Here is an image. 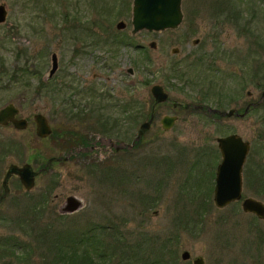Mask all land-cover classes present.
<instances>
[{
  "label": "rangeland",
  "instance_id": "obj_1",
  "mask_svg": "<svg viewBox=\"0 0 264 264\" xmlns=\"http://www.w3.org/2000/svg\"><path fill=\"white\" fill-rule=\"evenodd\" d=\"M113 1L0 0L8 13L6 22L0 25V68H5L0 83L8 82L15 69L23 67L28 73V68H36L35 79L22 74L21 83L10 81L8 87L1 84L0 108L21 101L20 117L49 114L55 132L66 134L41 141L30 122L24 134L0 129L5 132V144L24 137L20 147L26 155L34 151L37 159L44 161L49 157L67 158L54 163L51 173L37 182L33 197L13 195L0 205V264H52L54 247L51 239L41 234L53 231L69 232L74 237L86 233L84 241L89 245L94 244V234L96 241L116 247L113 264L132 261L129 257L121 259L127 257L125 251L130 255L136 252L135 264H192L197 256L205 264H264V220L243 214L240 203L218 209L212 201L214 173L220 160L215 138L223 136L226 121L231 126L236 123L234 119L211 118L160 105L139 146L114 152L110 145H131L152 101L150 88L156 84L164 85L172 99L203 102L221 111L253 101L258 92L252 80L255 67L259 66L264 75V0H182L183 21L176 30L142 31L126 41L96 42L97 36H104L106 27L96 26L92 20L111 21L114 32V21L130 18V13L114 15ZM67 12L70 19L77 18L71 22L75 25L61 22V15ZM129 29L121 35H129ZM196 39L199 43L193 45ZM151 42H156V50L148 47ZM136 47L149 52L148 64L139 61ZM172 48H178L179 53L171 55ZM53 53L60 61L58 78L66 74L65 81L72 84L71 88L95 90L92 98L82 93L80 103H75L85 110L84 117L71 118L61 112L67 106L59 105L56 97L67 96L65 91L57 96L56 91L48 93L38 86L47 77ZM134 60L138 62L133 64ZM195 60L201 62L193 65ZM190 63L194 67L192 83L198 86L190 88L181 81L163 79L171 66L189 71ZM128 68L134 70V76L126 72ZM148 69L152 73L146 75ZM146 76L151 82L143 86ZM104 94L115 100L134 97L144 107V115L138 119L133 115L132 122H127L118 106H95ZM74 107L69 105L65 110L76 114ZM166 115L179 120L167 131L160 126ZM261 117L264 132V109ZM243 132L248 138L252 135L246 128ZM75 136L80 142L88 140L92 151L83 157L73 153L68 156L65 139L74 140ZM33 144V150L28 151ZM255 153L264 168V149ZM10 161L2 159L1 170ZM45 188L50 191L47 199L42 193ZM242 194L264 203L262 187L256 191L245 183ZM68 196L76 197L83 206L68 216L60 215ZM160 251L166 254L161 261L157 255ZM183 251L190 253L188 262L180 257Z\"/></svg>",
  "mask_w": 264,
  "mask_h": 264
},
{
  "label": "flooded vegetation",
  "instance_id": "obj_2",
  "mask_svg": "<svg viewBox=\"0 0 264 264\" xmlns=\"http://www.w3.org/2000/svg\"><path fill=\"white\" fill-rule=\"evenodd\" d=\"M113 2H114V9H113L112 12H113L114 15L118 16V15H122L123 13H125V15L127 16L130 13V18L127 21H124V20H119L117 22L114 21L115 22V30H114V32H112L113 30L110 28V27L113 26V24H110L111 21H109V20H97V21L96 20H92L91 21L92 24H95L96 26L98 25L100 27H106L103 30V32H104L103 35L104 36H97L95 38L96 42H99V41H106L107 42V41H112L113 39H114V41L115 40H124V41H126V40L129 39V37H133V36L137 35L138 33L142 32V31H146V30H141V31H139L137 33H133L132 32L133 31V26H132L133 0H131V2H128L126 0H114ZM69 17L70 16H69L68 12L67 13H63V15H61V19L60 20L65 25L66 23H68V24H70L71 22L73 23V21H76V19H77L76 17H72L71 19ZM182 21H183V19H182ZM119 23H121L124 27L118 29L117 25ZM72 25H75V24H72ZM81 25H83V23L79 24L78 26H81ZM128 27H130L129 35H123V34L121 35V33L126 31L128 29ZM176 29H173V30H176ZM173 30H171V31H173ZM165 31H168V30H165ZM165 31H162V32H165ZM86 32H87L86 35L89 36L90 35L89 31L86 30ZM146 32H149V33H162V32H154V31H146ZM121 43L123 44L122 41H116V44H121ZM151 43H154V47L150 46ZM151 43L148 45V47L150 49H152V50H156L157 49L156 42H151ZM198 43H199L198 39H196L195 41L192 42L193 45H197ZM125 45H128V44H125ZM172 49H177V52L176 53H172ZM172 49L170 50L171 55H177L179 53V49L178 48H172ZM136 50L139 52L138 53L139 61H144V62H146L148 64L150 62L149 52L147 50L139 48V47H136L135 51ZM53 55L56 56V54L53 53L51 55V57H50V69L48 71L47 77H46V79H44V81L43 80L41 81L42 83H38V86H40L41 89H46L48 91V93H50L52 91H56V95L57 96H58L59 93H61V91H65L67 93V96H65V97L62 96L61 98L56 97L57 98L56 101L58 102L59 105H62V106H67V107H69V105L70 106H75L74 108H77V111H75L76 114H73V112H71L69 114V110H65L67 108V107H65V108H62L61 112H63L64 115L67 116V117H69L71 115V118H73L75 116L84 117L85 110L83 108H81L80 104L75 105V103H80L81 98H83V94L82 93H84L85 96H87L89 98H92V96L95 93V90L92 89V88H85V90L80 91V90H78L76 88H71L72 84H70L69 82L65 81L66 77L68 76L66 74L62 75L61 78H58V73H59V70H60V61H59L57 56H56V65H57L56 71L54 72V74L50 75V70L52 69V56ZM74 55H77V52H74ZM137 62H138V60H134L133 64L137 63ZM196 62L199 63L201 61L200 60H198V61L195 60L193 65ZM66 65L69 66L71 64L67 63ZM189 66H188L190 68L189 71L184 70V69L180 70L181 67L177 66V65L171 66L170 69L168 70V75L164 76L163 79L165 81H166V79L168 81L172 80V79L177 81V82L181 81L184 84L188 85L190 88H192V85H193V87H196L199 84L196 83V82L192 83V69H194V67H192V63H190ZM21 68H23V67H21ZM208 68H210V67L208 66ZM29 69L30 68L27 69L28 73H21V72L17 73V75L15 77V80L19 81L17 83H21L20 79H19V76L22 75V74L23 75H27V74L30 75L29 78L31 80L35 79L36 68H35L34 71H32V70L30 71ZM144 69L145 68L142 67V69H141L142 73H144V71H145ZM129 70H131V73H129ZM260 70H261V68L259 66H257V67H255V70L252 73L253 74L252 75L253 83L256 86L257 90H258L256 98L253 101L247 102L244 106L241 105V104H237V108H230L227 111H221V110H218L216 108H211V107L205 105L203 102H200L198 104H196V103L192 104V103H183V102L177 101L175 99H172L170 97L169 93L165 90V86L164 85H160V84H156V85H153V86L162 87L163 92L165 94H167V96H168V101H164V102L155 104L154 98H153V96L151 94V88L153 87L152 86L150 88V95H151L152 101H151L150 106H149V108H148V110L146 112V116H143L142 113H141V111H145L144 107H141V104L138 103L134 99V97H130L129 99H124V100H115V99L109 98V96L107 94L106 95L104 94L101 98L99 96L100 101L98 102V99H97V104L95 106H102L103 109H107V108H111V107L113 109V108L118 106L120 109H125L124 116H125V119L127 120V122H132L131 118L133 117V115L136 116L135 117L136 119H138V116H143L144 118L146 117L144 119V122H149L150 121V128H151L153 120L156 117V114H155L156 108L158 106H160V105L167 106L171 110L172 109L173 110L181 109L184 112H189L190 111V112H194V113H196V112L197 113H202L205 116H208V117H211V118L227 119V120L228 119H234L236 121V123L235 124H231V126H230L229 122L226 121V124H225L226 125L225 126V132H226L225 134L226 135L224 134L223 136H219V137L215 138V142L217 144V139H219V138H226V137H229V136H235V139H237V141H239L241 145L246 143L247 146H248V151H247L244 163L242 164L241 172H240L241 198L238 201L234 202V203H240V209H241V203H242V201L244 199L251 198V199L257 200V199L252 198V197H243L242 192H243V185L245 183L247 185L248 184L251 185L254 189H256V191L259 190V187H262L263 188V192H264V168H263V166L260 163L257 162L256 158L259 157V154L257 155L255 153V151L257 152L258 150L260 151L261 149H264V132H262V129H261V123L263 121L262 117H261V111L264 109V75L260 73ZM126 72L130 76H134V70L132 68H128L126 70ZM189 72H191V76H189L190 75ZM151 73L152 72L149 69L146 70V72H145L146 75L147 74H151ZM95 78H96V76H95ZM249 78L251 79V75H250ZM56 79H57L58 83L54 84V81ZM187 79H188V81H187ZM62 80H63V84H62ZM150 82H151V80H148V78L146 76V78H142L141 85L146 86ZM24 83H25L24 85H26L28 87L30 86V82L26 84V81H24ZM59 83H61L62 85H59ZM1 84H4L5 85L4 87H8L7 84L0 83V88H1ZM53 85H57V86H53ZM80 89L82 90L81 87H80ZM67 90H70L69 93H70L71 96H69V93L67 92ZM247 96L250 97L251 93L248 92ZM68 97H70V98H68ZM77 97H78V100L76 102V98ZM20 102H18V104L17 103H9V104H13L15 106L14 108L17 110V114L14 116V119L15 120H24L26 122L25 128H23V129L17 128L16 126H14L13 123L8 122L6 125H0V129L11 128V129L15 130L14 131L15 133H23L24 134V133L28 132V128L30 126V122H32L33 125H34V134L41 141L53 140V138L55 136H56V138L57 137H62L63 138V136H66V134H64V133H59L57 131L55 132V130L52 128V126L50 124L49 120H50L51 117H50L49 114H48V117L47 116H43L42 114H36V115L33 116L32 119L31 118H27V117H20L19 116V114L21 113L20 112V107H19ZM172 102H174L175 105H173ZM5 106H3V107H5ZM135 107H137V108H135ZM2 108H0V109H2ZM134 110H135V112H133ZM152 112H153V115H152ZM229 112H232V114L230 116H226V115H221L220 114V113H229ZM37 115L43 116L46 119V121L49 124V126L51 127V129H52L51 130L52 131L51 135L47 136L46 138H40L36 134L37 124L35 122V117ZM164 117L174 118L172 127L174 126V124L176 122L179 121L178 117L175 116V115L163 116L161 118V120ZM108 120H110V119L107 118V122H108ZM161 120H160V126H161L162 130H164L163 127H162V124H161ZM114 121H116V120H114ZM144 122H142V123H144ZM125 123H126V121H125ZM105 125L108 126L107 124H105ZM140 125H139V127H140ZM150 128H149V130H150ZM244 128H246L247 130H251L252 135L249 138L245 136V133L243 132ZM138 131H139V128H138ZM148 131H146L144 133V135ZM34 134H33V132H31L32 136L29 134L30 139H32L31 141L33 143L35 141L34 136H33ZM99 134H101L103 136H110V135H107V134H104V133H99ZM137 134H138V132H137ZM144 135L142 136V138H141V140L139 142H137V143L132 145L133 148H131V149H134L136 146H139V145H136V144H138V143L140 144L141 143ZM76 136H79V135H76ZM4 137H5V132L4 131H0V163H1L2 159H4V158H8L9 160L11 159V161L8 163V165H7V167L5 168L4 171L1 170L2 166L0 165V205L3 204V202H5L8 198H10V200H11L13 195H17V196H19V198H23L22 196L33 197V194H31V192L36 189L37 182L39 180H42V178L44 176H48L51 173L52 165L54 163H58V161H53L52 163L49 164L48 161L50 159H53V158L63 157V156L49 157L45 161L42 160L41 157H38V159H37L36 153L34 151L32 153H29V154L26 155V153L24 152L25 151L24 147H22V148L20 147L22 139H25L24 137H20L19 138L21 142L20 141H17V142L15 141L14 142L11 139L9 141V143H7V144H5V138ZM75 139H78V138L76 137ZM132 142H131V144H132ZM84 143H85V146H76V145H74L73 147L69 148L68 151H67L68 156L71 153H73V154H75L77 156L80 155V156L83 157L86 153H89L90 151H92L91 149H93V147L91 146V148L89 149L88 146H87L90 142L88 140H85ZM24 145L27 146L26 143H24ZM110 145L113 148V151L117 152V151L114 150V147H113V145H116V144L111 143ZM33 147H34V144H33L32 147H28V151L33 150ZM125 150H127V148H125ZM128 150H130V149H128ZM217 151H218V156H219V159H220L218 164H217V166H218L219 163L222 160L221 152L218 149V144H217ZM252 157H254L252 165L250 167H248L247 166L248 162L250 161V159ZM65 161L66 160H64L63 162H65ZM13 165L16 166L19 169L23 168L24 166H29L31 171L33 173H36V175L34 176V181H33L34 185H33V187L31 189H29V190L26 189L23 186V184L21 183L20 178L18 177V175L15 174V173L10 175L9 179L6 182V186L3 185L4 177H5L8 169H9V167L13 166ZM217 166L215 168V173H214V176H215L214 177V186H215V183H216L215 179H216ZM2 171H3V173H2ZM214 186H213V190H214ZM20 193H22V195H19ZM42 193H44L43 194L44 198L47 199V196L49 195L50 191L45 188ZM55 198H57V197H55ZM41 200H42V198H41ZM212 201H213V197H212ZM257 201L261 202L260 200H257ZM241 212H242V210H241ZM0 214H1V211H0ZM59 214L60 215H64V214H61V213H59ZM68 215H70V214H65V216H68ZM247 215H251V214H247ZM252 216L255 217L254 215H252ZM257 220H259V219H257ZM260 221H263V220H260ZM189 260H187L185 262H188Z\"/></svg>",
  "mask_w": 264,
  "mask_h": 264
},
{
  "label": "water",
  "instance_id": "obj_3",
  "mask_svg": "<svg viewBox=\"0 0 264 264\" xmlns=\"http://www.w3.org/2000/svg\"><path fill=\"white\" fill-rule=\"evenodd\" d=\"M182 0H133L132 7V26L133 33H137L141 30L162 32L165 30H173L178 28L183 19V13L181 9ZM7 10L4 4H0V25L6 22ZM124 27L121 23L117 25L120 29ZM154 47V43L150 44ZM177 49H172V53H176ZM56 56H52V69L50 75L56 71ZM131 73V70H129ZM151 94L154 98L155 104L168 101V96L163 92L162 87L153 86L151 88ZM175 105L174 102H172ZM13 104H8L0 109V125H6L8 122L13 123L17 128H25L26 122L24 120H15L14 116L17 114V110ZM221 115L230 116L232 112L220 113ZM153 115V112H152ZM174 118L164 117L161 120L162 127L165 131L169 130L173 125ZM37 124L36 134L41 138H46L51 135L52 131L46 119L37 115L35 117ZM150 128V121L144 122L140 125L138 134L132 143L140 141L142 136ZM218 149L221 152L222 160L216 169V183L213 190V204L218 209H224L230 204L238 201L241 198V178L240 172L242 164L244 163L248 146L247 144H240L235 136H229L226 138L217 139ZM132 145H113L115 151L127 148L131 149ZM67 158H53L48 161H64ZM17 174L21 183L26 189H31L34 185V176L29 166L23 168H17L16 166H10L5 177L3 185L6 186V182L11 174ZM82 202L74 196H68L65 199L64 205L60 209L61 214H72L82 208ZM241 210L244 214L254 215L259 220H264V204L257 200L247 198L241 203ZM183 261L190 258L188 251H183L180 254ZM192 264H204L202 257L198 256L193 258Z\"/></svg>",
  "mask_w": 264,
  "mask_h": 264
},
{
  "label": "trees",
  "instance_id": "obj_4",
  "mask_svg": "<svg viewBox=\"0 0 264 264\" xmlns=\"http://www.w3.org/2000/svg\"><path fill=\"white\" fill-rule=\"evenodd\" d=\"M16 70H19L21 73H26L25 68H19L13 70L12 74L10 75V78L8 82H5L6 84L10 85V81H15V84L19 82L18 80H15V77L18 72ZM5 71V68H0V79L4 75L3 72ZM4 83V82H3ZM119 112H125V109H119ZM142 115H144V112H141ZM146 116V115H145ZM146 118V117H145ZM144 118V119H145ZM56 137V136H55ZM73 139V138H72ZM70 139H65L66 142V150L68 151L69 148L73 147L74 145L76 146H85L84 142H80L78 139L72 140ZM136 145H139L136 144ZM107 230V229H106ZM56 231H53V233L49 232V235L46 232V235H44V232L41 234L42 238H47L51 239V244L54 247L52 254V264H113L114 259H115V248L116 247H111L109 243L107 244H102L99 241H96L95 235H92V238L94 240L93 245H89L88 243L85 244L84 237L86 233L80 234L78 237H74L72 234H67L69 232H58L55 233ZM70 237V238H69ZM69 238V239H67ZM69 240V241H68ZM86 248V249H85ZM90 250V252L88 250ZM106 250V251H105ZM83 252V253H82ZM127 253L126 256H121V259H126L129 257L130 261L128 264H135L133 262L137 258L134 253L130 255L128 251H125ZM80 253V254H79ZM159 257V260L166 257L165 253H162L160 251L159 254H157ZM138 263V262H137ZM121 264V263H118ZM139 264H144V263H139Z\"/></svg>",
  "mask_w": 264,
  "mask_h": 264
}]
</instances>
